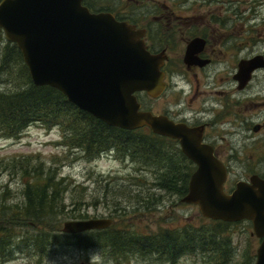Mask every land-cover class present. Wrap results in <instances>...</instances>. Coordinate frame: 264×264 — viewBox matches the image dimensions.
<instances>
[{
  "label": "water",
  "instance_id": "1",
  "mask_svg": "<svg viewBox=\"0 0 264 264\" xmlns=\"http://www.w3.org/2000/svg\"><path fill=\"white\" fill-rule=\"evenodd\" d=\"M0 29L20 49L35 85L62 91L80 109L111 126L175 138L195 163L181 201L197 205L208 219L250 220L260 239L253 264H264V178L252 174L227 191L228 170L203 143V128L176 123L141 108L137 92L157 97L165 88L158 58L146 48L144 31L110 12H92L83 0H1ZM264 68V56L242 59L238 78L247 83ZM112 217L69 219L64 233L105 229Z\"/></svg>",
  "mask_w": 264,
  "mask_h": 264
},
{
  "label": "rangeland",
  "instance_id": "2",
  "mask_svg": "<svg viewBox=\"0 0 264 264\" xmlns=\"http://www.w3.org/2000/svg\"><path fill=\"white\" fill-rule=\"evenodd\" d=\"M114 4L116 0H106ZM120 1V0H119ZM186 0H179L184 3ZM187 0L183 7L175 9L179 13L194 14H227L234 15L233 21L239 23L240 41L247 35L248 30H254L256 48L245 46L240 49V58L248 57L256 52H264V0ZM189 2V3H187ZM128 6L150 4L149 0H122ZM209 18V17H208ZM3 31V30H2ZM4 33V31H3ZM5 37V34H4ZM5 40L8 41L5 37ZM6 75H9L8 72ZM8 88L0 85V89ZM259 93L263 94L261 97ZM249 98H255L246 115H226L223 132L227 140L236 142L238 158L231 167L228 190L238 179H248L253 173L264 176V127L260 132L251 129L252 123L264 122V73L259 72L253 80L247 93ZM146 108L157 111L156 101L141 97ZM252 117V121H249ZM229 120H234L232 126ZM243 121H247L246 125ZM239 129L242 140L236 141L230 137L229 130ZM59 127L48 128L34 124L28 127L17 138L0 136V188L9 187L12 202L21 201V179H29L30 174H24L18 161L21 158L30 160V167L34 163L43 161L45 167H57L59 176H65L71 182V190L65 197V216L61 222V229L66 220L86 219L94 217H112L114 227L128 229L136 234L160 235L165 229L180 226L199 225L205 218L201 215L197 205L181 201V196L172 187H166L160 179L159 164L144 166L132 162L131 158L120 156L113 151L104 152L90 158L79 148L66 145ZM239 143V144H238ZM239 145V147H238ZM36 161V162H34ZM182 164V163H181ZM183 165V164H182ZM6 167V168H4ZM53 167V168H54ZM77 185L76 187L73 185ZM109 194L108 198L104 195ZM81 198L87 196L88 205L82 211H87V217L73 218L74 212L72 196ZM108 199V200H107ZM121 203L120 208L117 204ZM77 213V211H76ZM207 219V218H206ZM227 228L226 235L231 240L233 254L226 264H253L256 259L260 239L252 235L253 226L249 220L232 222ZM58 228L56 221L52 225ZM32 228H46L32 227ZM93 236L96 230H90ZM64 233V232H63ZM65 234V233H64ZM64 237L63 245L52 246L47 255H39L27 250L15 251L0 264H213L205 261L203 255L186 253L175 258H169L166 253L159 258L158 254L137 252V248H127L125 252L116 251L112 246L93 242L88 248L78 246L74 237ZM90 237V238H91ZM209 257V256H207ZM222 264V263H219Z\"/></svg>",
  "mask_w": 264,
  "mask_h": 264
},
{
  "label": "trees",
  "instance_id": "3",
  "mask_svg": "<svg viewBox=\"0 0 264 264\" xmlns=\"http://www.w3.org/2000/svg\"><path fill=\"white\" fill-rule=\"evenodd\" d=\"M0 85L8 86L0 89V136L17 138L34 124L59 127L64 143L79 148L90 158L113 151L131 158L138 165L159 164L164 186L172 187L181 197L187 193L189 179L196 166L177 144L158 136L148 127L129 130L108 125L70 102L59 89L35 85L20 49L15 43L5 40L2 29ZM42 162L30 167L28 158L18 161L23 173L31 176L21 179L20 202H12L9 187L0 188V261L15 251L47 255L52 246H61L66 242L64 237L72 236L64 234L60 228L66 212L65 195L71 190V182L65 176H59L57 167H45ZM104 196L108 198L109 194ZM72 202L75 207L71 209L74 212L71 217H87V211H82L88 205L87 196L77 198L73 195ZM120 205L117 204L119 207L116 208ZM202 219L199 225L189 223L165 229L160 235L136 234L128 229L120 230L114 224L96 230L92 237L88 236L91 231L68 234H74L72 239L76 238L78 246L85 248L95 241L121 252H125L126 245L127 248H137L141 254L157 253L159 258L165 253L166 256L170 253L169 258L201 253L207 262L214 259L213 264H226L233 254L231 240L226 235L228 226L233 223ZM53 221L57 222L58 228L51 226ZM36 226L46 228H32Z\"/></svg>",
  "mask_w": 264,
  "mask_h": 264
},
{
  "label": "flooded vegetation",
  "instance_id": "4",
  "mask_svg": "<svg viewBox=\"0 0 264 264\" xmlns=\"http://www.w3.org/2000/svg\"><path fill=\"white\" fill-rule=\"evenodd\" d=\"M149 1L150 4L132 7L122 3V0H116L114 4L106 0H83V4L92 12H110L117 20L126 21L144 31L141 38L145 48L158 58L165 88L157 97L150 96L146 91L138 92L142 109L151 110L141 100V97L150 98L156 101L157 111L151 110L154 114L165 115L176 123H185L190 127H202L203 143L211 145L215 156L227 167V186L238 150L236 142L224 136V118L236 113L247 116L246 111L256 98H249V87L259 72L264 73V68L254 70L251 79L243 83L238 78L239 64L242 59L259 54L264 56V52L252 51V55L240 58L241 48L250 46L254 49L258 42L254 30H248L247 35L242 36L244 41H240L239 23L231 18L234 15L176 12L175 9L183 7L187 0L184 3L179 0ZM260 101L264 104V97ZM252 120L249 117V121ZM229 122L232 126L235 124L234 120ZM246 122L243 121V124L246 125ZM263 127L264 122L252 123L251 129L260 132ZM238 133L239 129H234L227 134L238 142L242 140V136H235ZM158 136L177 144L183 153L177 139ZM237 181L232 183L230 190Z\"/></svg>",
  "mask_w": 264,
  "mask_h": 264
}]
</instances>
